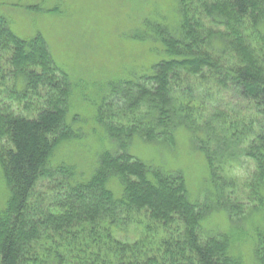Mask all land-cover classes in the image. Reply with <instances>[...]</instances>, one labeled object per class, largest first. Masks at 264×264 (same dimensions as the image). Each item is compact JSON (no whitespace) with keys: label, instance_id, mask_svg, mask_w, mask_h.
<instances>
[{"label":"trees","instance_id":"trees-1","mask_svg":"<svg viewBox=\"0 0 264 264\" xmlns=\"http://www.w3.org/2000/svg\"><path fill=\"white\" fill-rule=\"evenodd\" d=\"M179 10L177 34L165 25L153 29L165 56L142 73L108 84L105 99L122 104L116 109L125 113L124 121H106L99 111L111 149L100 154L89 175L53 163L57 148L78 136L66 121L68 74L42 34L21 38L0 16V165L10 189L0 210V264H244L233 253L231 237L206 234L203 222L211 210L205 204L223 207L217 164L250 157L264 180V0H179ZM6 56L10 71L4 70ZM194 84L205 88L202 98L194 95ZM213 91L225 106L210 100ZM42 96L36 113L17 112L16 107L34 110V99ZM238 97L248 112L227 106ZM180 127L208 159L212 200L192 201L183 173L162 171L130 151L136 137L173 143ZM40 185L49 199L38 192ZM228 210L236 215L235 206ZM134 211H146L167 233L156 248L124 242L109 226H99L119 223ZM97 227L106 235L105 247L97 245ZM80 233L96 242L68 261L61 249ZM255 256L264 264L262 233Z\"/></svg>","mask_w":264,"mask_h":264},{"label":"rangeland","instance_id":"rangeland-1","mask_svg":"<svg viewBox=\"0 0 264 264\" xmlns=\"http://www.w3.org/2000/svg\"><path fill=\"white\" fill-rule=\"evenodd\" d=\"M0 16L7 19L21 38L32 39L42 34L59 67L68 74L72 87H68L71 95L66 106V121L73 124L78 136L57 148L53 163L74 165L81 173L89 175L100 154L111 149L99 111L105 112L106 121H124L125 113L120 114L116 109L122 104L115 107L110 98L105 99L108 84L142 73L165 56L153 29L157 24L165 25L177 34L181 24L179 0H0ZM7 58L3 61L4 70L10 71ZM194 86V95L202 98L205 88ZM212 93L210 100L222 101L221 107L225 106L223 97L216 91ZM43 99L44 96L34 99L37 103L34 110L16 107L17 112L34 114ZM237 100L227 106H233L235 113L248 112L249 105L240 97ZM175 136L176 140L168 144L136 137L130 151L162 171L183 173L192 201H197V197L200 202L212 200L214 187L209 184L211 173L204 151L193 142L186 128H178ZM6 142L12 147L9 137ZM217 166L223 183V207L205 204L211 207L203 222L205 233L229 235L233 253L241 257L244 264H259L255 250L259 234H264V180L259 181L256 176L257 163L250 157L235 155ZM46 181L42 183L50 191ZM42 187H38V192L42 191V198L49 199L51 195ZM9 196V185L0 165V210L6 207ZM236 205H242V210ZM229 206H235L236 215H230ZM123 217L119 223L110 225L102 221L105 223L99 226H109L112 235L124 242L139 241L140 247L145 243L147 248H156L167 236L164 228L151 221L146 211H134ZM101 227H97L95 239L97 245L105 247L103 237L106 235ZM91 237L80 233L71 244L65 242L66 246L61 249L65 258L68 254L66 259L71 261L83 255L80 249L93 248L92 243L96 241Z\"/></svg>","mask_w":264,"mask_h":264}]
</instances>
